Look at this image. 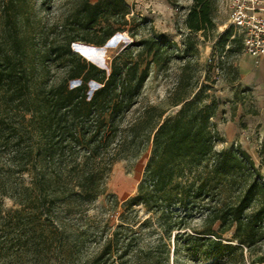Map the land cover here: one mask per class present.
<instances>
[{
  "label": "trees",
  "instance_id": "obj_1",
  "mask_svg": "<svg viewBox=\"0 0 264 264\" xmlns=\"http://www.w3.org/2000/svg\"><path fill=\"white\" fill-rule=\"evenodd\" d=\"M193 1L187 29L212 31L217 0ZM25 2L5 0L0 7V149L13 145L8 164L31 176L32 185L17 196L5 195L29 218L52 220L57 206L70 216L106 194L116 162L138 159L151 143L137 195L124 204L144 207L146 223L157 218L162 239L173 235L175 262L231 254V263L264 264V177L240 147L216 150L223 139L212 123L218 104L207 94L210 88L181 86L170 100V107H180L174 116L149 105L125 124L152 66L171 61L166 37L154 30L142 36L145 22L129 18L125 0H34L31 15L23 10ZM119 33L133 43L109 69L72 51L76 42L103 47ZM231 34L232 29L222 38L223 48ZM232 44L242 52L240 38ZM197 213L200 228L188 233L183 223ZM113 242L102 252H111ZM121 249L119 260L141 264L142 252L124 244Z\"/></svg>",
  "mask_w": 264,
  "mask_h": 264
},
{
  "label": "rangeland",
  "instance_id": "obj_2",
  "mask_svg": "<svg viewBox=\"0 0 264 264\" xmlns=\"http://www.w3.org/2000/svg\"><path fill=\"white\" fill-rule=\"evenodd\" d=\"M90 1L95 4L99 0ZM125 1L131 10L129 18L137 16L145 22L142 36H148L154 30L166 37L173 46L169 50L170 63L152 66L141 101L129 113L125 124L134 122L149 105L167 110V117L174 116L180 107H170V100L181 86L187 90L194 85L197 90L207 86L210 88L206 91L207 94L213 96L218 104V112L212 123L223 139L216 144V150L232 147L245 150L238 140L231 142L227 139L224 127L234 122L239 124L241 133L242 130L249 131L250 121L259 117L258 101L256 95L240 83L238 60L244 53L243 50L238 52L239 46L232 44V40L239 38V35L230 27L227 0L216 2L214 29L198 34L187 29V18L193 0ZM3 2L5 0H0V7ZM62 2L56 4L50 18L56 16L57 8ZM23 10L31 15V10H35L34 0H26ZM230 29L232 34L223 48L222 38ZM114 37L117 39L112 40L109 46L97 47L76 42L71 48L73 51L75 44L103 48V61L99 66L109 69L113 58L133 43L127 33H119ZM85 50L84 57L88 53ZM78 84L77 81L70 83L71 87ZM95 86L92 85V89ZM12 147L10 144L9 147L2 146L0 149V264H126L129 258L119 260L122 244L130 252L137 249L143 253L141 264H235L230 261L231 254L214 259L194 257L186 260L185 257H180L175 262L173 235L170 239L166 236L162 239L164 231L158 219H149L150 222L146 223L145 220L150 216L141 205L125 206L124 203L129 198L137 195L151 157V143L142 150L138 159L118 161L112 166L106 181V194L96 203L77 210L70 216H65L64 210L57 206L54 208L57 219L53 217L49 221L47 217L41 220L27 217L22 212V207L4 193L17 196L22 189L32 185L31 176L8 164ZM258 148L263 153L264 145L260 147L258 144ZM262 160L264 165V159ZM257 167L261 172V167ZM262 176L264 177L263 174ZM3 185H6V189ZM172 210L183 214L177 207H172ZM200 218L197 213L185 220L183 224L190 228L187 229L188 233L200 228ZM230 237L231 235H227V238ZM112 239L114 242L111 252H102V247ZM116 241L118 246L115 245Z\"/></svg>",
  "mask_w": 264,
  "mask_h": 264
},
{
  "label": "crops",
  "instance_id": "obj_3",
  "mask_svg": "<svg viewBox=\"0 0 264 264\" xmlns=\"http://www.w3.org/2000/svg\"><path fill=\"white\" fill-rule=\"evenodd\" d=\"M238 73L242 86L251 90L257 97L259 117L250 121L249 131L242 130L241 133L239 124L230 122L224 127V132L229 141L238 140L255 164L261 167V173L264 175V150L263 153L258 151V144L260 147L264 145V58L257 61L252 56L243 54L238 60Z\"/></svg>",
  "mask_w": 264,
  "mask_h": 264
},
{
  "label": "built area",
  "instance_id": "obj_4",
  "mask_svg": "<svg viewBox=\"0 0 264 264\" xmlns=\"http://www.w3.org/2000/svg\"><path fill=\"white\" fill-rule=\"evenodd\" d=\"M230 27L242 40L243 53L264 58V0H227Z\"/></svg>",
  "mask_w": 264,
  "mask_h": 264
},
{
  "label": "water",
  "instance_id": "obj_5",
  "mask_svg": "<svg viewBox=\"0 0 264 264\" xmlns=\"http://www.w3.org/2000/svg\"><path fill=\"white\" fill-rule=\"evenodd\" d=\"M115 39H117V38L114 37L113 39H111L110 41H108L105 46L111 45L112 40H115ZM76 45L77 46H80V47H84L85 49L88 50V53H87V56L86 57H84L82 54H80L77 51V49H75V46ZM73 52L81 55L82 57H84L85 59H87L89 62L93 63L94 65H96L98 67H100L99 65L103 61V59H102L103 56H104V49L103 48H97V49H95V48H89V47L84 46L82 44H75V45H73ZM101 68L102 69H105V67H101Z\"/></svg>",
  "mask_w": 264,
  "mask_h": 264
},
{
  "label": "bare ground",
  "instance_id": "obj_6",
  "mask_svg": "<svg viewBox=\"0 0 264 264\" xmlns=\"http://www.w3.org/2000/svg\"><path fill=\"white\" fill-rule=\"evenodd\" d=\"M75 49H77V51L80 53V54H86V50H85V48H83V47H80V46H75Z\"/></svg>",
  "mask_w": 264,
  "mask_h": 264
}]
</instances>
